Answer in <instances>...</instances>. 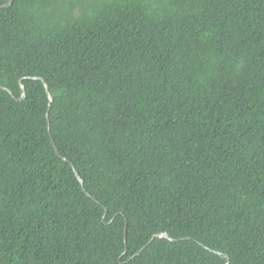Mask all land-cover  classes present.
Listing matches in <instances>:
<instances>
[{"label":"trees","instance_id":"1","mask_svg":"<svg viewBox=\"0 0 264 264\" xmlns=\"http://www.w3.org/2000/svg\"><path fill=\"white\" fill-rule=\"evenodd\" d=\"M7 3L0 264H264V0Z\"/></svg>","mask_w":264,"mask_h":264},{"label":"water","instance_id":"2","mask_svg":"<svg viewBox=\"0 0 264 264\" xmlns=\"http://www.w3.org/2000/svg\"><path fill=\"white\" fill-rule=\"evenodd\" d=\"M6 1H8L7 6H9V5L11 4V0H6ZM35 80H36V79H35ZM39 80H40V79H39ZM40 81L42 82V80H40ZM42 84H43V86H44V88H45L46 94H47V96H48V100H49V102H51V97H50V95L48 94L47 86H46V84H45L44 82H42ZM20 89H21V97H20V99H19L18 101L22 100L23 97H24V90H23V87H20ZM75 176H76L77 180L80 182V184H82V182L80 181V179L78 178V176H77L76 174H75ZM155 237L162 238L163 235H157V236H154L153 238H155Z\"/></svg>","mask_w":264,"mask_h":264}]
</instances>
